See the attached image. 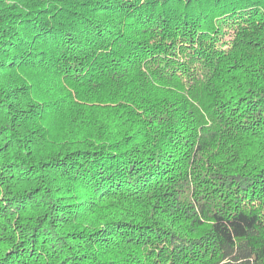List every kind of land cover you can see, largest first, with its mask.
<instances>
[{
	"label": "trees",
	"instance_id": "16d2710c",
	"mask_svg": "<svg viewBox=\"0 0 264 264\" xmlns=\"http://www.w3.org/2000/svg\"><path fill=\"white\" fill-rule=\"evenodd\" d=\"M0 264H264V0H0Z\"/></svg>",
	"mask_w": 264,
	"mask_h": 264
}]
</instances>
